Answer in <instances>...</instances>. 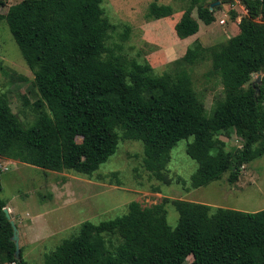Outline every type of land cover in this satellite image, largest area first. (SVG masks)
I'll list each match as a JSON object with an SVG mask.
<instances>
[{"label":"trees","instance_id":"obj_1","mask_svg":"<svg viewBox=\"0 0 264 264\" xmlns=\"http://www.w3.org/2000/svg\"><path fill=\"white\" fill-rule=\"evenodd\" d=\"M101 1L22 0L0 15L33 69L41 98L33 104L40 110L37 119L24 128L0 96V156L45 171L90 177L115 152L120 129L123 138L141 142L144 169L158 181L169 182L165 171L171 149L192 138L186 154L197 164L193 187L218 181L225 173L228 183L237 182L242 167L264 155V78L250 83L264 71V0H187L173 27L180 40L195 35L198 20L206 26L215 21V9H209L215 2H238L246 11L237 35L208 48L196 43L183 58L188 65L208 58V74L219 78L224 98L210 116L185 69L175 78L154 76L147 64L132 61L126 68L123 58L106 48ZM172 14L171 6L153 2L146 18ZM228 131L241 140L233 152L217 139ZM167 202L144 209L131 202L120 217L98 225L83 223L45 256L44 264H185L189 257L190 264H264V210H211L175 200L178 219L171 228ZM4 208L0 199V264H28L21 249L15 258ZM107 233L120 239L112 251L105 246L102 234Z\"/></svg>","mask_w":264,"mask_h":264},{"label":"rangeland","instance_id":"obj_2","mask_svg":"<svg viewBox=\"0 0 264 264\" xmlns=\"http://www.w3.org/2000/svg\"><path fill=\"white\" fill-rule=\"evenodd\" d=\"M21 1L5 0L0 5V15ZM153 2L171 6L173 14L149 21L146 15ZM187 5V0H102L101 18L107 24L103 34L105 46L123 58L126 68L133 61L140 66L147 64L154 76L170 74L174 78L179 70L185 69L206 116H210L215 104L224 98L219 78L208 74L211 69L208 58L193 65L182 62L183 58L196 43L208 48L237 35L238 22L246 11L238 2L214 7L212 24L206 26L198 20L199 31L180 40L173 23L180 19ZM232 12L237 14L236 19L232 18ZM191 15L197 19L195 10ZM220 20L224 23L219 24ZM258 78H264V71L254 74L250 83ZM247 88L248 85L243 87ZM0 96L6 98L11 114L22 127L35 122L40 110L33 104L41 98L34 86L33 69L23 59L3 20L0 21ZM116 132L115 152L90 177L72 171H45L0 156V199L5 201L17 227L18 246L28 264H44L45 256L63 239L77 233L83 223L98 225L120 217L131 202L144 209L168 201L166 220L171 228L178 219L172 205L175 200L204 204L211 210L224 208L247 213L264 210V155L244 165L233 184L227 182L228 173H225L220 180L195 188L191 176L197 164L186 154V145L192 138L179 140L171 149L165 171L169 182L165 183L144 169L141 142L123 138L120 129ZM217 139L226 151L241 147V140L231 131L219 134ZM109 234L102 235L106 248L112 251L120 239ZM191 262L189 257L185 264Z\"/></svg>","mask_w":264,"mask_h":264},{"label":"water","instance_id":"obj_3","mask_svg":"<svg viewBox=\"0 0 264 264\" xmlns=\"http://www.w3.org/2000/svg\"><path fill=\"white\" fill-rule=\"evenodd\" d=\"M219 2H215L210 4L209 9L213 10L214 7L219 6ZM255 83H260V79L258 78L256 81H254L252 83V86H254ZM258 92V90H256ZM3 212L5 214L6 219L10 222V225L12 227V237H11V241L14 243L15 246V258L18 259L19 258V246H18V242H19V238H18V233H17V228L13 222V220L11 219V215L9 213V210L7 208L3 209Z\"/></svg>","mask_w":264,"mask_h":264},{"label":"built area","instance_id":"obj_4","mask_svg":"<svg viewBox=\"0 0 264 264\" xmlns=\"http://www.w3.org/2000/svg\"><path fill=\"white\" fill-rule=\"evenodd\" d=\"M223 23H224V21H223V20H220V21H219V24H223Z\"/></svg>","mask_w":264,"mask_h":264},{"label":"crops","instance_id":"obj_5","mask_svg":"<svg viewBox=\"0 0 264 264\" xmlns=\"http://www.w3.org/2000/svg\"><path fill=\"white\" fill-rule=\"evenodd\" d=\"M179 19V18H178ZM174 25H175V23H173ZM174 25H173V27H174Z\"/></svg>","mask_w":264,"mask_h":264}]
</instances>
